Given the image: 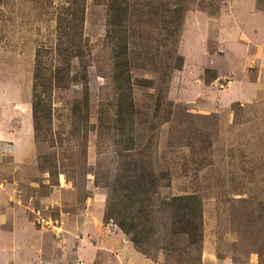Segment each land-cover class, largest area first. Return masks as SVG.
Listing matches in <instances>:
<instances>
[{
	"label": "rangeland",
	"instance_id": "1",
	"mask_svg": "<svg viewBox=\"0 0 264 264\" xmlns=\"http://www.w3.org/2000/svg\"><path fill=\"white\" fill-rule=\"evenodd\" d=\"M136 1L133 23L139 32L154 33L158 49L132 69L139 108L135 146L152 137L155 168L168 174L161 198H202V250L188 257L183 245L170 254L165 226L157 222L162 241L145 255L115 217L105 215L125 159L118 154L125 142L120 134L127 138L132 132L130 126L123 132L115 120L106 1L82 0L89 103L75 111L83 100V63L67 60L65 82L47 94L49 135L41 140L32 117L36 52L44 51L46 70L61 63L55 45L70 1L0 0V225L6 227H0V264H88L91 251L94 264H264V0L185 1L189 9L179 34L169 38L175 0ZM156 8L160 13L148 14ZM180 55L183 67L168 79L166 105L156 117L151 86L167 88L162 74ZM142 79L154 83L146 86ZM166 114L169 121H163ZM140 127L148 128L145 137ZM159 205L152 213L157 220ZM12 213L21 217L18 237L38 242L31 256L7 240ZM72 239L78 244L70 245ZM69 245H79V252L85 246L78 259L61 255Z\"/></svg>",
	"mask_w": 264,
	"mask_h": 264
},
{
	"label": "trees",
	"instance_id": "2",
	"mask_svg": "<svg viewBox=\"0 0 264 264\" xmlns=\"http://www.w3.org/2000/svg\"><path fill=\"white\" fill-rule=\"evenodd\" d=\"M69 1L70 4L64 7L60 17L59 37L55 45L56 54H54L57 59H61V63L51 64L50 70H46L47 65L42 57L44 51L42 53L41 48H38L36 52L32 86V117L36 138L41 140H48L49 135L50 110L46 99L47 94L52 91L55 85H62L65 82L69 68L63 70L62 66L67 63V60L71 63L70 60L78 58L81 64L83 63L78 72V77L83 79L85 88L83 100L76 105L75 111L81 112L83 102L86 106L89 103L88 64L85 63L87 53H85L81 38L85 7L82 0ZM103 1H106L104 3L108 5L106 39L110 44L113 59L111 80L116 92L115 120L123 132L127 126H130L132 131L127 138L124 134H120L123 138L121 141L125 140V142L124 146L119 148L118 154L124 155L125 159L121 161L117 170L116 181L111 192L112 201L109 203L105 215L110 218L114 216L118 227L125 233L131 234L132 242L145 255L151 253L150 246L158 245L162 241V235L159 232L162 226L157 222H163L165 226L163 228L170 244L166 249L170 250V254L179 253L184 245L185 255L189 257L192 254L191 250L197 248L200 252L203 246V200L197 194L161 198L162 183L168 174L157 171L155 168L154 150L150 144L152 137L146 140L149 142L148 144L145 142L136 147L133 136L137 126L139 108L134 96V85L137 83L133 82L132 69L137 66L142 55L154 57L152 53L156 52L158 44L152 39L154 37L152 31L144 34V30L139 32L136 29L133 23V8H131L137 2L136 0L133 2L130 0ZM185 1L190 0H175L176 5L171 8L173 9L172 14L169 12L171 20H169V25H166L168 27L166 38L173 34H179L183 18L189 9L188 3ZM136 12H142V10L136 8ZM154 13H160V10L156 8L154 11H149L148 14L152 16ZM136 38H141V40L136 41ZM132 40L135 42L131 43ZM153 42L156 43L153 44ZM183 62L184 58L180 55L178 56V63L173 67L169 65L168 71L163 72L162 77L164 76V78L161 79V82L167 88L161 84L151 86L156 88L155 94H151L155 98L154 116L161 115L162 108L164 104L166 105L168 79H171L174 69H182ZM144 63L145 60H143ZM141 81H146V86L154 83L148 79ZM139 84L141 85V82ZM169 119L170 116L166 114L163 121H169ZM140 129H144L143 134L144 131L146 133L148 131L146 127H140ZM141 136L145 137V134ZM158 202L160 204L158 210L162 216L161 221L157 220V216H152L154 213L153 206Z\"/></svg>",
	"mask_w": 264,
	"mask_h": 264
},
{
	"label": "crops",
	"instance_id": "3",
	"mask_svg": "<svg viewBox=\"0 0 264 264\" xmlns=\"http://www.w3.org/2000/svg\"><path fill=\"white\" fill-rule=\"evenodd\" d=\"M16 196V195H15ZM13 197V196H12ZM13 199H14V197H13ZM13 208H15V205L13 206ZM14 210V209H13ZM18 211H20V210H18ZM18 213H22V212H18ZM100 216H101V214H98V217H97V219L98 220H101V218H100ZM10 217V225H9V227H8V229L9 230H11V232H12V235L11 236H8V239L7 240H9V241H11V244H12V247L15 249V250H18V249H20V253L22 252V251H25V252H27V251H29L30 252V254H29V256H31L32 254V246H34V245H36L38 242L34 239V238H30L29 240H27V241H24V240H21L20 238L21 237H18V235H19V233H20V230H19V226H20V224H19V219H21V217H17V216H14V213H12V215H10L9 216ZM2 220L0 219V222H1ZM22 224V229L24 230V228H25V223H21ZM0 227L3 229V228H6V227H4L3 225H0ZM36 228L37 227H35V232H36ZM39 231H42V229H39V228H37ZM9 235V234H8ZM82 240H84V241H87V239L86 238H82ZM71 242H70V245H71V243H76V244H78V241H76V240H70ZM85 243V242H84ZM52 245H54V246H56V245H58V240H54V242L52 243ZM69 245V247L67 248V247H65V249H67V251L68 250H70L71 249V247H73V246H77V245H72V246H70ZM80 245V244H79ZM77 246L75 249H73L72 248V250H74V252H70V251H66L65 253L64 252H62L61 253V255L62 256H64L65 258H67V256H73V257H75V259H78V257H79V254L82 252V250L84 251V249H85V246H83L82 247V250L79 252V248H80V246ZM93 253H94V251H91V262H89L88 264H94V256H93ZM67 255V256H66ZM68 259V258H67ZM25 262V264H29V262L28 261H24ZM57 262H58V258H57ZM19 263H21V264H23V262L22 261H19L18 263H16V264H19ZM53 263H55V261H48L47 260V264H53ZM4 264V263H3ZM7 264H10V261L8 260V263Z\"/></svg>",
	"mask_w": 264,
	"mask_h": 264
}]
</instances>
